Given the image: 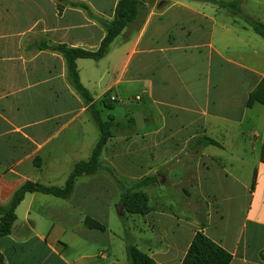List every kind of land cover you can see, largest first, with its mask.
Returning <instances> with one entry per match:
<instances>
[{
  "label": "crops",
  "instance_id": "1",
  "mask_svg": "<svg viewBox=\"0 0 264 264\" xmlns=\"http://www.w3.org/2000/svg\"><path fill=\"white\" fill-rule=\"evenodd\" d=\"M117 1L0 0V207L3 191L9 190L13 194L26 181L45 185L44 182L58 177L56 171L61 160L83 142L85 130L81 120L88 112L69 85L65 62L53 47L67 45L96 51L105 36L104 27L88 18L83 9L71 4H85L96 16L111 21ZM137 1L142 3L141 14L120 34L126 43L116 50L109 83L102 87L97 80L99 93L93 95L81 77L80 66L86 65V59H80L76 64L81 83L89 90L94 102H99L107 92L124 84L133 62L141 57L136 69L149 77L158 74L159 85L153 100L158 104V114L148 117L139 114L143 118L140 130L146 124L161 125L160 131L155 128L154 132L141 137L142 152L155 157L152 147L162 146L167 141L169 135L158 136L169 127V120H175L177 124L175 135L201 134L218 142L220 147H204L209 162H196L195 170L186 180L195 189L193 193H185L187 199L208 200L206 212L199 214L204 222L199 225L195 214L194 226L180 220L163 223V208L153 203L150 196L151 188L159 186L150 185L143 192L149 198L151 211L142 215L143 223L134 226L136 239L132 242L155 264H181L194 235L202 229L208 238L232 255L230 264H264V162L261 161L264 104L256 101L247 106L249 96L255 90L260 100H264V40L249 26L241 25V32L234 30L232 20L220 25L218 30L213 27L208 33L207 22H212L210 13L213 10L210 12L206 7L209 2L204 0ZM134 33L136 35L132 37ZM219 38L223 40L220 47L215 42ZM41 41H45L49 49H37L36 45ZM201 48L209 51L208 63L213 61V54L216 56L219 71L213 87L219 88V92L211 111H198L203 117L199 121L197 117L182 114V111L192 113L187 110L189 103L197 109L199 106L192 98L188 102L185 97L172 94L174 88L169 79L171 76L179 79V60H172L165 54L194 50L201 53ZM221 49H233L239 63L224 56ZM233 66L241 70L238 75L234 74ZM136 79L133 76L129 81ZM143 94H149V91H143ZM139 101L142 102V98ZM171 109L177 111L174 116H170ZM178 119L182 121L178 122ZM185 129L191 132L184 133ZM245 136L253 146L256 162L250 182L242 184L243 192H237L227 184L228 180L234 186L239 182L221 163L225 160L223 154L208 148L224 153L225 145L229 143L234 149L226 156L230 159ZM114 139L108 141L104 150L109 143H114ZM182 141L186 143L188 139ZM52 162H55L54 167ZM151 171L154 177L160 174L156 167ZM254 174V188L251 189ZM204 180L209 184L208 191H196L202 188ZM86 199L85 196L77 199L71 196L62 200L39 193L26 194L15 211L16 221L11 234L0 237V252L5 263L129 264L121 235L112 233L109 225L102 221L103 216L87 211ZM187 205L198 209L202 204L190 201ZM89 207L96 208V203ZM238 207L239 228L233 230L227 225L226 212L231 215ZM98 210L102 212V209ZM52 212L58 215L56 219L50 217ZM86 216L103 223L106 230L87 229L84 225ZM170 230L173 232L169 233Z\"/></svg>",
  "mask_w": 264,
  "mask_h": 264
},
{
  "label": "rangeland",
  "instance_id": "2",
  "mask_svg": "<svg viewBox=\"0 0 264 264\" xmlns=\"http://www.w3.org/2000/svg\"><path fill=\"white\" fill-rule=\"evenodd\" d=\"M224 1H239L241 14L239 16H233L228 10L209 2L206 4V7L210 9V12L211 10L213 11L210 13L212 22H207L208 33L212 31L213 27L218 30L220 25L227 23L229 20L234 21L232 26L234 30L238 32H241V25L248 26L245 19L249 22L259 21L264 23V0ZM135 35V33L132 34V37ZM115 40L114 47H112L110 53H108L106 57L99 61L86 59L84 61L86 65L80 66L82 80L85 85L89 87V90L93 95L99 93V83L102 87H105V85L109 83V78L112 74L111 69L113 59L117 56L116 50L126 43L121 35ZM201 41L204 42V40ZM215 42L220 47V43H223V40L222 38H219L217 41L215 40ZM234 43L235 42H233V45ZM221 50L223 51L224 56L230 57L233 61L239 63L238 56H236L237 53H235L233 49ZM200 52L201 53L197 50L187 52L181 51L175 54L165 55L169 56L172 60H179V79H175L172 76L169 79V84L173 85L174 88L172 94L175 95L174 93H176L177 96L185 97L188 102H190L192 98L199 106V109H197L189 103L187 110L192 113L185 114V111H182V114L188 115L189 117H197L196 119L202 121L203 117L200 113L198 114V111H211L212 103L219 92V88L213 87V82L216 79L215 75L219 71V65L214 54L212 55L213 61L208 63L207 59L209 51L207 48H201ZM154 56H158V54ZM140 58L141 57H138L133 62L124 84L110 93V95L115 98L117 96V102L114 103L113 110H105L101 113L103 119H106L107 115H112L116 118L117 122L126 123L130 116L134 117V115L143 114L146 117L149 115L157 116L158 104L153 100L156 97L155 93L159 85V77L158 74H156L155 77L152 75L149 77L148 74L143 75L140 70H137L136 66L138 62H140ZM232 70L235 75H238L241 71L238 66H233ZM133 76L137 77V79L129 81ZM97 80H100V82L98 83ZM150 83L153 84V86H150ZM143 91H146V93L149 91V94H151H143ZM140 98H142V102L139 101ZM171 110L170 116H174L177 111L174 109ZM169 121L171 122L169 127L162 131L164 132L163 134L158 136L163 138L165 135H169L167 141L162 146L152 147L155 152L154 158L150 157L154 154L149 156L142 152L141 137L148 132H154L155 128L157 131H160L161 125L153 127L151 124H146V127L143 130H138L136 128L132 130L116 128L113 132V137L115 138L114 143L108 144L106 150H104L101 155V161L105 166L111 167L118 178L127 183L130 182L128 184L139 182L150 177L147 175H152L151 170L156 167L163 177L159 173L156 174L157 179L160 177L161 180L153 186H159V188H151L150 196L153 203H157L163 208V223L171 224L180 220V222L185 221L188 225L194 226V223H196V214V221L201 225V223L204 222V219L199 217V214L203 215V213L206 212L208 200H189L186 198L185 193H193L195 190L191 188V184L186 180L189 179L190 173L193 172V169L195 170L196 162H209L207 155H204V146L198 144L199 140L203 139L205 136L201 134L188 136L182 134L175 135L174 132L175 129H177V124L175 120ZM181 121L182 120L178 119V122ZM189 121H191V119H189ZM81 122H84L85 130L83 142L77 147L76 151L70 152V154L64 156L61 160L62 163L60 167L56 171L58 177L52 178L50 182H44L45 185L49 183V185L63 186L74 163L81 160H87L90 157L91 151L98 141L99 130L91 119L89 113L83 116ZM190 132V129L184 130V133ZM235 134L236 133L232 134L231 138ZM184 138H187L188 142L183 143L182 139ZM238 145H240V147L237 150V153H235L233 158L230 159H227L226 156L233 153L232 150L234 149L230 147L229 143L225 145L224 153L222 150L213 147H209L208 150L223 154L225 160L221 163L225 165L229 172L237 177L239 182L234 186L229 183L231 180H228L227 184L232 185L233 189L237 190V192H243L242 184L245 183L248 185L250 182L252 169L256 162V154L252 151L253 146L250 145V139L246 136L241 138V143ZM160 154H162V157L159 156ZM54 163L52 162L51 166L54 167ZM201 185L202 188L198 190L196 189V191L206 193L208 191V182L204 180ZM147 187L149 186L140 187L136 189V191H143L147 189ZM124 190L123 186L111 178L105 169H102L92 177L84 176L79 178L71 196H74L75 199H77V197L81 198L85 196L87 198V211H94L96 214L103 216L104 219L102 221L109 225L112 233L120 234L124 243L127 245L129 243L133 244V239H136L134 226L143 223V216L141 214L132 213L128 209H123L120 205V196ZM146 192L148 191L146 190ZM11 196L12 194L9 190L3 191L1 206L6 205ZM190 201L200 202L202 205L200 208L194 209L193 205H187ZM236 201L245 202L246 200ZM94 202L96 203V208L89 207ZM119 206H121V211L118 213ZM98 209H102V212L100 213ZM120 214H122V216ZM238 214L239 207L233 209L231 215H229V212H226V216H228L227 225L231 226L233 230L239 228ZM55 216L58 217V215H54L53 212L50 215L53 219H56ZM87 217L92 218L91 216H86V218ZM75 218H77V216H75ZM172 232V230L169 231V233Z\"/></svg>",
  "mask_w": 264,
  "mask_h": 264
},
{
  "label": "trees",
  "instance_id": "3",
  "mask_svg": "<svg viewBox=\"0 0 264 264\" xmlns=\"http://www.w3.org/2000/svg\"><path fill=\"white\" fill-rule=\"evenodd\" d=\"M211 2L218 7L226 9L233 16L241 14L239 1H224V0H204ZM73 7L83 9L87 17L100 23L105 29V36L102 39L99 48L96 51H88L80 48H72L67 45H54L53 50L59 53L66 67V79L80 97L86 106L87 112L90 114L94 124L99 130V139L92 149L88 160H81L74 164L64 185L47 186L37 182L26 181L18 189L14 191L8 203L0 207V237H6L11 234L13 224L16 221L15 211L20 203L24 200L26 194L39 193L43 195L53 196L62 200L71 197L77 180L81 177H92L105 169L111 178L119 183L125 189L120 196V205L123 209H128L135 214L146 215L151 211L149 205V198L143 191H136V189L143 186H150L158 183L157 177L151 176L144 180L128 184L124 180L118 178L111 167L105 166L101 161V155L108 143L113 137V132L116 128L132 130L136 128L134 118L130 116L126 123L115 121L114 117L109 115L103 119L101 113L105 110L114 109L115 101L111 100L110 92H107L99 102H94V99L87 88L80 81L79 72L77 69V60L87 59L99 61L103 59L109 51L110 45L123 32V30L137 19L142 11V3L137 0H118L114 17L111 21L102 19L93 14L89 7L82 3H73ZM251 30L264 40V24L259 21L249 22L245 19ZM36 48L39 50L49 49V45L45 41L38 42ZM259 101L264 104V100H260L258 91L255 90L250 94L247 106H252L253 103ZM200 146H216L220 144L213 139L204 137L199 140ZM261 161L264 162V152L261 156ZM117 177V178H116ZM255 174L252 181L251 189L254 188ZM130 185V186H128ZM122 216V214H120ZM84 225L87 229L98 230L104 232L105 225L100 221L92 218H85ZM203 226V225H202ZM127 261L129 264H155L152 259L142 254L133 244H127L125 247ZM264 261V254H262ZM232 255L223 249L219 244L208 238L202 229L194 235L192 242L187 250V253L181 264H230ZM0 264H6L3 255L0 252Z\"/></svg>",
  "mask_w": 264,
  "mask_h": 264
},
{
  "label": "water",
  "instance_id": "4",
  "mask_svg": "<svg viewBox=\"0 0 264 264\" xmlns=\"http://www.w3.org/2000/svg\"><path fill=\"white\" fill-rule=\"evenodd\" d=\"M134 121H135V124H136V127L137 129H142L143 127V118L140 117L139 115H134ZM161 178L158 177V181L160 182ZM121 211V206L118 207V213Z\"/></svg>",
  "mask_w": 264,
  "mask_h": 264
},
{
  "label": "built area",
  "instance_id": "5",
  "mask_svg": "<svg viewBox=\"0 0 264 264\" xmlns=\"http://www.w3.org/2000/svg\"><path fill=\"white\" fill-rule=\"evenodd\" d=\"M112 101H116V98L114 96L111 97Z\"/></svg>",
  "mask_w": 264,
  "mask_h": 264
}]
</instances>
